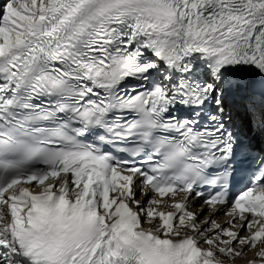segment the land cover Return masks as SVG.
Wrapping results in <instances>:
<instances>
[{
    "label": "snow or ice",
    "instance_id": "obj_1",
    "mask_svg": "<svg viewBox=\"0 0 264 264\" xmlns=\"http://www.w3.org/2000/svg\"><path fill=\"white\" fill-rule=\"evenodd\" d=\"M237 259L264 264V0H0V264Z\"/></svg>",
    "mask_w": 264,
    "mask_h": 264
},
{
    "label": "bare ground",
    "instance_id": "obj_2",
    "mask_svg": "<svg viewBox=\"0 0 264 264\" xmlns=\"http://www.w3.org/2000/svg\"><path fill=\"white\" fill-rule=\"evenodd\" d=\"M218 220H223L222 218L218 219ZM236 264H243L242 262L240 261H236Z\"/></svg>",
    "mask_w": 264,
    "mask_h": 264
}]
</instances>
